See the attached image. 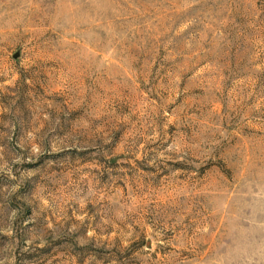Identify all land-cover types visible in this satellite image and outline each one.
I'll use <instances>...</instances> for the list:
<instances>
[{
  "label": "rangeland",
  "instance_id": "374dc122",
  "mask_svg": "<svg viewBox=\"0 0 264 264\" xmlns=\"http://www.w3.org/2000/svg\"><path fill=\"white\" fill-rule=\"evenodd\" d=\"M0 264H264V0H0Z\"/></svg>",
  "mask_w": 264,
  "mask_h": 264
}]
</instances>
